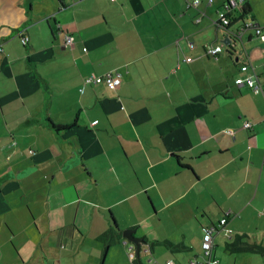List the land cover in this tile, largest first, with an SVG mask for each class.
<instances>
[{
	"label": "crops",
	"instance_id": "1",
	"mask_svg": "<svg viewBox=\"0 0 264 264\" xmlns=\"http://www.w3.org/2000/svg\"><path fill=\"white\" fill-rule=\"evenodd\" d=\"M226 1L0 0V264L201 262L208 229L209 264H264L228 248L264 244V0Z\"/></svg>",
	"mask_w": 264,
	"mask_h": 264
},
{
	"label": "built area",
	"instance_id": "2",
	"mask_svg": "<svg viewBox=\"0 0 264 264\" xmlns=\"http://www.w3.org/2000/svg\"><path fill=\"white\" fill-rule=\"evenodd\" d=\"M211 2V0H209ZM195 3H198V0H195ZM238 3V0H227L225 4L222 6L221 9H219L217 14V22L216 24L219 26L227 27L229 26L231 22V14L233 11H235V7ZM243 26L246 28H251L254 30V33L256 37H258L261 41L264 42V27L255 24L252 20L245 21L243 23ZM27 42L26 37L21 38V43L25 44ZM64 42L66 45H72L73 44V35L72 34H65L64 36ZM221 52V47L219 45H208L207 46V53L213 56H217ZM184 61H190V57H186ZM264 63V62H263ZM176 68H179V63H177ZM248 67L246 65L241 66L242 71H247ZM117 76L114 75L112 72H107L104 75H95V74H89L87 75L83 80V86L80 88V91L83 90L85 85L88 84H98L104 82L108 88L114 89L117 85ZM235 82L238 84H244L249 89H251L253 92L258 93L261 90V87L258 83L254 81L251 75L245 74L242 76H238L235 78ZM94 124L97 123V120L93 122ZM244 128H250L251 123L248 121H245L243 123ZM234 139L237 140V137L234 136ZM264 212V207H263ZM225 218H222L220 220V223L223 224L225 222ZM211 237H212V229L207 230L206 239L202 243V249H203V255L205 259L201 262H197L195 260H190L189 264H206L211 263V260H207L210 254V250L212 248L211 243ZM122 244L125 245L127 257L130 261H134L136 258V247L135 244L131 241H129L126 238L122 239ZM145 250H148V247L145 248ZM166 264H173L172 260L166 261Z\"/></svg>",
	"mask_w": 264,
	"mask_h": 264
},
{
	"label": "trees",
	"instance_id": "3",
	"mask_svg": "<svg viewBox=\"0 0 264 264\" xmlns=\"http://www.w3.org/2000/svg\"><path fill=\"white\" fill-rule=\"evenodd\" d=\"M241 12L243 14H246L248 12V5H244L242 7ZM53 128L58 130L61 127L53 124ZM246 238H247L246 235H236L235 239L231 243L228 244V248L235 252H250V253L259 254L261 256H264V244L257 243V242H250ZM97 239L100 242H102L104 246L103 248L104 250H106L108 246H110L112 243L115 242V240L119 239V236L115 233L108 231V232H104L100 234ZM153 244L155 243H148L149 250L152 248ZM162 244L166 248L171 249V250L177 249L180 247L179 245H175L169 241H163Z\"/></svg>",
	"mask_w": 264,
	"mask_h": 264
},
{
	"label": "water",
	"instance_id": "4",
	"mask_svg": "<svg viewBox=\"0 0 264 264\" xmlns=\"http://www.w3.org/2000/svg\"><path fill=\"white\" fill-rule=\"evenodd\" d=\"M223 43L226 45L228 44L229 46H235L237 43H241V40L239 37H236L235 40L228 39L227 42L223 41ZM135 229L134 228H127L122 231V236L129 241L133 242L136 247V256L138 257L139 255V250H140V245L143 243V239L141 237H135L134 234Z\"/></svg>",
	"mask_w": 264,
	"mask_h": 264
},
{
	"label": "rangeland",
	"instance_id": "5",
	"mask_svg": "<svg viewBox=\"0 0 264 264\" xmlns=\"http://www.w3.org/2000/svg\"><path fill=\"white\" fill-rule=\"evenodd\" d=\"M45 119V118H44ZM45 122H46V119H45ZM227 251V250H226Z\"/></svg>",
	"mask_w": 264,
	"mask_h": 264
}]
</instances>
